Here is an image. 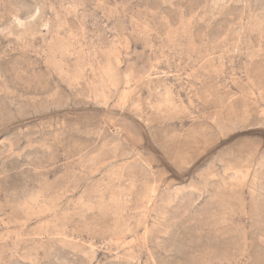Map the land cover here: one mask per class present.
Wrapping results in <instances>:
<instances>
[{"label": "rangeland", "instance_id": "rangeland-1", "mask_svg": "<svg viewBox=\"0 0 264 264\" xmlns=\"http://www.w3.org/2000/svg\"><path fill=\"white\" fill-rule=\"evenodd\" d=\"M0 264H264V0H0Z\"/></svg>", "mask_w": 264, "mask_h": 264}]
</instances>
